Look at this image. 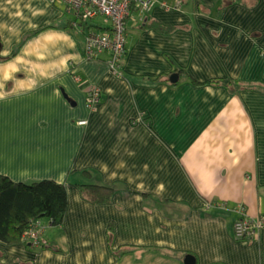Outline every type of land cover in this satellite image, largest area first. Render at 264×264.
<instances>
[{
  "label": "crops",
  "instance_id": "crops-1",
  "mask_svg": "<svg viewBox=\"0 0 264 264\" xmlns=\"http://www.w3.org/2000/svg\"><path fill=\"white\" fill-rule=\"evenodd\" d=\"M76 23L61 2L0 0V174L69 193L64 225L43 219L38 247L0 239V264H264V230L234 228L241 205L264 215V0H156L118 71Z\"/></svg>",
  "mask_w": 264,
  "mask_h": 264
},
{
  "label": "built area",
  "instance_id": "built-area-1",
  "mask_svg": "<svg viewBox=\"0 0 264 264\" xmlns=\"http://www.w3.org/2000/svg\"><path fill=\"white\" fill-rule=\"evenodd\" d=\"M61 2L75 12L78 17L77 27L85 31L86 53L89 57H98L102 52L111 56L110 65L115 71L121 64L128 49V20L134 14L142 18L154 6L156 0H51ZM86 25H85V24ZM95 26L88 31V27ZM101 99V92L93 88L88 105L95 106ZM235 232L238 238L259 237L264 230V215L252 217L240 206ZM44 224L41 220L31 223L25 232V240L38 247L47 241L42 238Z\"/></svg>",
  "mask_w": 264,
  "mask_h": 264
},
{
  "label": "trees",
  "instance_id": "trees-1",
  "mask_svg": "<svg viewBox=\"0 0 264 264\" xmlns=\"http://www.w3.org/2000/svg\"><path fill=\"white\" fill-rule=\"evenodd\" d=\"M72 14L75 15L77 22V15L73 11ZM91 28L96 27L91 26ZM157 28L165 31L169 29L163 26ZM210 82L217 85H230L237 81L228 78H212ZM240 87L239 84L236 88ZM80 189L83 196L93 203H109L115 194L114 187L100 183H82ZM68 208L69 193L65 182L50 178L23 182L0 174V239L6 243L26 242L25 232L31 223L37 220L48 219L51 225L63 226ZM109 239L110 243H113V228L109 230Z\"/></svg>",
  "mask_w": 264,
  "mask_h": 264
},
{
  "label": "water",
  "instance_id": "water-1",
  "mask_svg": "<svg viewBox=\"0 0 264 264\" xmlns=\"http://www.w3.org/2000/svg\"><path fill=\"white\" fill-rule=\"evenodd\" d=\"M171 80L176 82L178 80V74H174L171 77ZM67 96V95H66ZM68 97V96H67ZM69 98V97H68ZM70 99V98H69ZM185 264H196V259L194 256L192 255H187L185 258Z\"/></svg>",
  "mask_w": 264,
  "mask_h": 264
},
{
  "label": "rangeland",
  "instance_id": "rangeland-1",
  "mask_svg": "<svg viewBox=\"0 0 264 264\" xmlns=\"http://www.w3.org/2000/svg\"><path fill=\"white\" fill-rule=\"evenodd\" d=\"M152 9V8H151ZM149 12V11H148ZM88 31H90V28L88 27ZM123 60H124V58H123ZM122 60V61H123ZM122 61H121V64H122ZM121 64H120V66H119V68H118V70L120 69V67H121ZM243 206V205H242ZM237 220H238V218H237ZM237 220L235 221V224H236V222H237ZM42 221V220H41ZM236 227V225H234V228ZM45 228H46V226H45V224H44V231H45ZM44 231H43V233H44ZM43 237H44V235H43Z\"/></svg>",
  "mask_w": 264,
  "mask_h": 264
}]
</instances>
